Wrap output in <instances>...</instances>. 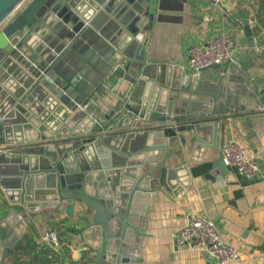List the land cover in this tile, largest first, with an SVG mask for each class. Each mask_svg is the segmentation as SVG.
Segmentation results:
<instances>
[{
    "label": "water",
    "instance_id": "obj_1",
    "mask_svg": "<svg viewBox=\"0 0 264 264\" xmlns=\"http://www.w3.org/2000/svg\"><path fill=\"white\" fill-rule=\"evenodd\" d=\"M158 2L0 0V264L30 216L61 202L83 242L76 264H141L153 196L179 199L190 185L188 164L174 163L184 147L195 163L218 151L223 177L224 123L251 146L264 134V96L246 84L252 55L216 78L220 65L185 79L147 61Z\"/></svg>",
    "mask_w": 264,
    "mask_h": 264
},
{
    "label": "crops",
    "instance_id": "obj_2",
    "mask_svg": "<svg viewBox=\"0 0 264 264\" xmlns=\"http://www.w3.org/2000/svg\"><path fill=\"white\" fill-rule=\"evenodd\" d=\"M249 21L254 46H247L242 20ZM229 32L238 42L239 50L233 60L211 69L212 77L232 71L234 65L252 55L246 84L257 97L264 95V0H159L158 10L145 49L147 61L179 67L183 77H191L188 49L191 45L206 44L216 34ZM244 142L256 156L262 177L245 179L234 169L220 176L212 169L218 151H206L195 163L191 148L184 147L183 155L175 164L187 163L191 174L189 187L177 199L169 192L153 196L147 208V233L140 252L141 264H216L206 253L187 246H176L173 232L186 222L191 212L210 218L222 234L242 250L235 264H264V134L252 138L251 146L236 129L225 122L220 133V145L227 135ZM219 145V147H220ZM171 164V165H174ZM0 195V216L2 203ZM66 202L56 207L41 209L30 216V223L16 245L15 256L4 259L6 264H76L77 248L83 246L74 220L63 212ZM79 204L76 211H79ZM48 230L56 231L62 248L53 252L41 245L39 238ZM85 246V245H84ZM254 254V259L249 254ZM2 243L0 241V260Z\"/></svg>",
    "mask_w": 264,
    "mask_h": 264
},
{
    "label": "built area",
    "instance_id": "obj_3",
    "mask_svg": "<svg viewBox=\"0 0 264 264\" xmlns=\"http://www.w3.org/2000/svg\"><path fill=\"white\" fill-rule=\"evenodd\" d=\"M214 3H218V0H214ZM24 4L25 2L17 6L6 22L11 20ZM238 50V42L229 32L213 35L206 44L191 45L188 49L190 75H197L201 70L212 65L222 66L231 62ZM188 77L186 76V79ZM219 152L224 164L243 178L262 177L256 156L236 136L227 135L219 147ZM172 237L176 246L184 245L192 250L204 252L216 264H235L242 255V250L226 238L210 218L196 212L189 213L184 225L175 230ZM39 242L53 252L60 250L63 245L58 234L53 230L42 233ZM249 258L253 260L254 254L250 253Z\"/></svg>",
    "mask_w": 264,
    "mask_h": 264
}]
</instances>
